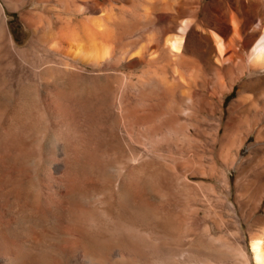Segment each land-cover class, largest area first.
Returning <instances> with one entry per match:
<instances>
[{
  "label": "rangeland",
  "instance_id": "rangeland-1",
  "mask_svg": "<svg viewBox=\"0 0 264 264\" xmlns=\"http://www.w3.org/2000/svg\"><path fill=\"white\" fill-rule=\"evenodd\" d=\"M208 1L0 0V147L9 158L0 173L13 179L0 184V210L18 223L6 210L15 203L32 223L26 234H0V264L6 256L98 264L102 255L106 264H255L250 240L264 239V82L242 65L204 62L196 41L183 48L195 26L189 16L201 18ZM250 1L264 25V0ZM208 23L197 32L214 35ZM173 37L179 51L168 46ZM89 43L109 45V55L75 59ZM63 123L76 126L81 150ZM63 151L75 160L70 187L48 176L65 168ZM120 188L135 194L132 219L127 201L114 213ZM108 218L120 223L117 235L102 227ZM76 224L95 232L101 253L85 248L84 258L69 247ZM132 234L133 259L118 239Z\"/></svg>",
  "mask_w": 264,
  "mask_h": 264
},
{
  "label": "bare ground",
  "instance_id": "bare-ground-1",
  "mask_svg": "<svg viewBox=\"0 0 264 264\" xmlns=\"http://www.w3.org/2000/svg\"><path fill=\"white\" fill-rule=\"evenodd\" d=\"M250 4H251L250 0H209L206 3V7L204 8V11H203V14H202L201 18L199 16V12L197 10L196 11L193 10L194 13H191V15L189 17L192 18V19L194 18L193 22H194L195 26L193 28H190L189 32L187 33V36H185L186 37V40H185L186 45L184 46V44H183V46H184L183 48H185L186 51L190 52L194 48L193 47L191 49L190 43H193V42L196 41V43L198 42V45L196 46V51L199 53V55H200L199 57H201V59L204 62L215 63V64H217V66L219 65V66H223V67L226 66V65H229V64H231V65H242V66H244V68L246 67L248 69V74H250L251 72H257L258 75H259L260 80L262 81L261 83H263L264 82V25L261 24V22L259 21V18H258V14H257V11L259 10L258 2L254 1V4H253L254 7L253 8L250 7ZM190 7H193V5L190 6ZM169 9L171 10L172 8H169ZM166 11H168V10H166ZM178 13H180V11ZM178 13H177V15H179ZM192 14H193V17H191ZM157 18H160V17H157ZM165 19L168 21V24L177 22L176 18L173 19L171 17H167ZM157 20H159V19H157ZM182 20H184V19H182ZM202 20H205V21L209 22L211 24V26H213V28L216 31V32H214L215 33L214 35H211L208 31H205L204 30L205 28H202V30H203L202 32H200V31H199L200 33L197 32L196 27H198L199 23H201ZM179 22L180 21H178V23ZM183 23H184V25H183ZM183 23H182L181 26L179 24V27H180L179 29L181 31H184V30L181 29L182 26H183V29L186 26H189V21L188 22H183ZM169 25H171V24H169ZM169 25H168V27H170ZM168 29H170V28H168ZM182 33H184V32H182ZM211 33H213V32H211ZM154 34H155V32H154ZM152 37H154V36H152ZM166 41H168V43H169L168 46L171 49H175V50L179 51V49L181 48L180 46H181L182 39H180V38L176 37V38H174L172 40H166ZM108 46L109 45L106 46L104 44L96 46V45H94L92 43H89L87 45L86 44L85 45H78L76 47V50H75L73 56H74L75 59H78V60H80V61H82L84 63L95 64V62L98 59L104 58L105 56H107V54L109 55V53H108L109 49L107 48ZM139 47L142 48V46H139ZM109 48H110V46H109ZM166 48H168V47H166ZM139 49L140 48H138V50ZM153 50L151 52H153ZM182 55L180 53V55H177V56H180V58H181L185 54L183 56ZM178 60H180V59H178ZM188 62H190V61H188ZM179 64H181V63L179 62ZM183 65H185V64H183ZM214 68H215V66H214ZM61 126L63 127V130L65 131L67 136L70 137L72 139V141L76 144L75 147H78V149L81 150L80 148L82 147V145H81V142L78 141V134H77L78 130H77L76 126L73 125V124H69V123H63ZM2 151L3 150L0 147V171H1V169L6 167V165L4 166V164H7L9 162L8 161L9 160L8 156ZM62 156L65 159V163H66L65 168L64 169H60V168L59 169L58 168L55 169L54 168L53 169V173L48 172V173H50L48 176H49V179H53V177L55 175H52V174L59 173V175L57 174L60 177L59 185L60 186L70 187V186H72V185H74V184H76L78 182L77 172L74 170L75 168H74V165H73L75 160H73L74 157H73L72 153H66V152L63 151L62 152ZM1 173H3V172H1ZM1 173H0V184H2L1 182L5 181L6 179H9V178H6V177H9V176L2 175ZM12 175H13V171H12ZM17 179H20V177L17 178ZM10 180H13V179L10 178L9 181ZM5 183H6V181H5ZM132 191L124 192L123 189L121 190V188L116 190V191H114V198H113L114 206H115L114 213L119 211L118 212V214H119L121 212L122 208L124 207V205H123V207L121 206L122 203L125 204V201H127L128 205L130 206V211L128 212L129 213V217H130V219H132V216L134 215L133 212H134L135 204H137L136 203L135 194ZM52 192L54 194V192H56V191L52 190ZM1 194H2V192L0 190V199H2V195ZM55 195H57V192H56ZM1 205H2V203H1ZM1 205H0V208L3 207ZM5 208H4V210H5ZM24 209H22L21 206H18L15 203H14V206L11 205V208L6 209L8 214H12V215L16 216V220L18 221V223H16V222L11 223V222H9L6 219V217H5V219L2 218V213L3 212H1V210H0V231L2 230V232H0V234L3 233V232L6 233L7 231L8 232L10 231L11 234L12 233L14 234V232H17L18 229H20L19 232L21 233V232H24V229H27L28 227H30L32 225V223H29L30 226H29V224L25 225V222L27 220H24V218H26L27 216H31V214L28 213L30 211L27 212ZM5 213H6V211H5ZM108 213L111 214L110 218L112 220V218H113L112 214H114V213H110V211H108ZM130 214H133V215L130 216ZM114 215L118 216L117 214H114ZM116 219H118V218H116ZM126 219H128V218H126ZM111 220H109V218H108L106 220V221H108V224H106L107 227L106 226H102V227L103 228L105 227V229H107L108 232L110 231L112 235H117V232L119 231L117 229V227H119L120 223H114ZM77 222H78V224H82V222L80 223L79 220ZM116 222H117V220H116ZM97 224H99V223H97ZM33 225L35 226V224H33ZM77 227L78 228H74V232L73 233L71 232L72 234H71V237L69 239V243H70L69 247H71V249H73L74 251H76L77 249H80V251H83V253H82L83 257L87 253H89L90 250L95 252V254L99 253V252L101 253V249H103V247L102 248L99 247L97 242H95L96 239H98V238H96L97 235L95 234V232L94 233H90L89 231H86L85 229H84L85 231L84 230L82 231V230L79 229V225H77ZM98 227H99V225H98ZM30 228H28L27 231L25 230L26 233L28 232V230ZM128 228H129V226H128ZM81 229H83V228H81ZM94 229H95V227H94ZM130 229H131L132 232L134 231V230H132V227ZM124 232H126V231H124ZM26 233L24 232V234H26ZM120 233L118 234L119 236H120ZM99 234H101V232ZM131 236L134 237L133 239L131 238V240L129 239L130 235H129V238H126L124 240L120 239L118 237L117 238L119 239L120 244L126 249V250L125 249L124 250L126 251L127 255L129 257H131V259H133V257L136 254L137 246H136V241H135V238H136L135 235L133 236V234H132ZM25 239H27V238H25ZM111 239L113 240V238H111ZM115 240H116V238H115ZM1 241H3V240L1 239ZM27 241H29V240L27 239ZM27 241H24V243H26L25 247L26 248H30L29 244L27 243ZM45 244H46V242H45ZM85 248L88 249L89 252H86ZM250 248H251V255H252V259H253L254 263L255 264H264V239L261 238V237H253L250 240ZM54 252L57 255L60 254L58 251H54ZM18 258H19V256L18 257L17 256H14V257L13 256L12 257L6 256L5 257L6 261L5 260L4 261L7 264H18L17 263ZM59 258L65 261L67 259V254L66 255H61ZM4 261H3V263L5 264ZM96 263H98V264H106V263H108V261H107V259L103 258V255H102V257H100V259L98 258Z\"/></svg>",
  "mask_w": 264,
  "mask_h": 264
}]
</instances>
